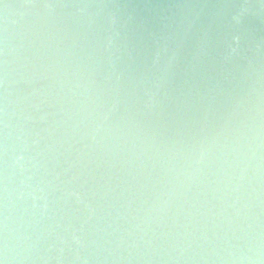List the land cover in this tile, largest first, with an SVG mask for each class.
<instances>
[{
    "label": "water",
    "instance_id": "1",
    "mask_svg": "<svg viewBox=\"0 0 264 264\" xmlns=\"http://www.w3.org/2000/svg\"><path fill=\"white\" fill-rule=\"evenodd\" d=\"M3 264H264V0H0Z\"/></svg>",
    "mask_w": 264,
    "mask_h": 264
},
{
    "label": "snow or ice",
    "instance_id": "2",
    "mask_svg": "<svg viewBox=\"0 0 264 264\" xmlns=\"http://www.w3.org/2000/svg\"><path fill=\"white\" fill-rule=\"evenodd\" d=\"M0 264H3V261L2 260H0Z\"/></svg>",
    "mask_w": 264,
    "mask_h": 264
}]
</instances>
